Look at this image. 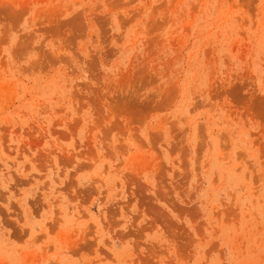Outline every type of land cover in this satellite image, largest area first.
Listing matches in <instances>:
<instances>
[{"label": "rangeland", "instance_id": "1", "mask_svg": "<svg viewBox=\"0 0 264 264\" xmlns=\"http://www.w3.org/2000/svg\"><path fill=\"white\" fill-rule=\"evenodd\" d=\"M0 264H264V0H0Z\"/></svg>", "mask_w": 264, "mask_h": 264}]
</instances>
